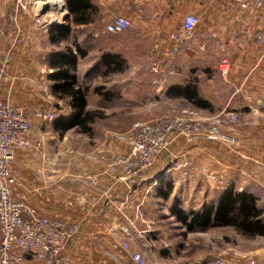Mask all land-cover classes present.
<instances>
[{
	"label": "crops",
	"instance_id": "1",
	"mask_svg": "<svg viewBox=\"0 0 264 264\" xmlns=\"http://www.w3.org/2000/svg\"><path fill=\"white\" fill-rule=\"evenodd\" d=\"M243 1L245 9L233 0H87L89 7L85 3L81 10L87 23L73 25L61 0L57 12L61 22L43 33L26 15L13 24L14 0H0V99L23 108L31 120L29 148L17 151L11 165L25 182L24 188L14 190L13 198L34 207L40 216L79 223V237L72 243L67 264H133V252L147 264H163L154 234L139 248L132 242L137 228H157L147 219L150 210L138 188L154 178L161 182L177 178L165 156L141 174L138 186L107 176L90 184L88 177L105 169V159L122 153L125 146L117 132L107 130L97 131V138L85 144L83 139H68L74 132L85 136L76 127L65 128L76 111L71 96L63 91L69 84L71 89L82 86L83 76L76 75L83 69L126 62L134 69H150L155 56L166 96L171 86L195 80L198 95L211 105V110L195 112L204 124L215 123L228 141L200 138L177 145L182 150L193 147V172L183 174L176 195L182 194L188 176L204 205L215 207L219 198L233 191L259 202L264 199V0L262 8H255L252 0ZM189 14L199 20L194 36L171 55L169 37ZM115 17L127 18L131 26L117 34L106 33V23ZM223 57L229 62L226 79L217 72ZM177 58L181 62L176 64ZM91 92L89 88L85 101ZM223 110L237 113L236 124L220 125ZM41 113L54 117L44 121ZM259 237L262 246L248 252L256 264H264V237ZM126 241L128 252L121 250ZM199 261L215 264L212 257Z\"/></svg>",
	"mask_w": 264,
	"mask_h": 264
},
{
	"label": "built area",
	"instance_id": "2",
	"mask_svg": "<svg viewBox=\"0 0 264 264\" xmlns=\"http://www.w3.org/2000/svg\"><path fill=\"white\" fill-rule=\"evenodd\" d=\"M233 1L242 9L247 7L243 0ZM252 1L255 8L263 7L261 0ZM61 7V4L48 0H14L11 21L16 25L19 16L26 15L32 19L34 27L47 33L61 22L57 17ZM198 23L195 15L185 16L180 29L169 37L171 55H176L179 47L193 38ZM130 26L127 18L115 17L106 23L104 31L117 34ZM200 49H204V45ZM153 58L150 71L158 74L161 68L156 57ZM217 72L222 79L228 77L227 58L219 60ZM221 116V126L223 122L232 126L238 119L232 110H223ZM39 117L51 121L54 116L41 113ZM30 133L31 120L25 110L0 99V264H63V254L72 250V243L79 237V223L66 224L57 218L40 216L34 207L13 198L14 190L24 188L25 182L14 173L11 165L17 151L29 148ZM117 137L125 146L123 152L107 157L105 169L88 177L90 184L96 185L100 176H107L114 181L138 186L141 174L153 169L165 156L170 157L171 147L179 138L228 141L217 132L215 123L206 125L196 116L193 119L182 116L150 120L133 125L124 135ZM38 148L39 144L35 146ZM127 248V243H123L121 249L126 251ZM234 256V251L228 249L215 258L214 263L233 264ZM237 257V264H255L245 254H237ZM130 260L133 264H147L138 252L131 253Z\"/></svg>",
	"mask_w": 264,
	"mask_h": 264
},
{
	"label": "rangeland",
	"instance_id": "3",
	"mask_svg": "<svg viewBox=\"0 0 264 264\" xmlns=\"http://www.w3.org/2000/svg\"><path fill=\"white\" fill-rule=\"evenodd\" d=\"M175 62L177 64V62H181V59L177 58ZM128 64L129 62L122 65L114 63L106 69H83L78 72L76 77L83 76V81H81L83 87L88 86L91 91L96 86L104 89L102 95H95L91 92L87 97L88 102L85 101L88 105L86 109L97 112L99 115L91 125V134L83 136L84 139L82 136H76L73 131L75 135L68 136V139L74 141H82L83 139L85 144L88 140L89 142L94 141L97 138V131L100 130L124 135L133 125L162 117L188 116L193 119L196 116L201 118L195 112L196 108L187 101L180 97L166 96L163 74L160 72L154 74L147 68L134 69L129 67ZM77 130L76 127L75 131ZM195 140H197L196 137L179 138L171 147L170 166L168 168H173L171 172L173 171L177 178L179 176L180 181L177 178L175 180L174 176L167 177L165 182L154 178L139 186L138 193L140 194V190L143 194L140 199L144 200V206H147L150 210L149 213H146L148 215L147 219L153 220L154 224H157V228H137L136 232L131 229L136 236L135 239H132V242L134 246L136 245L139 248L142 246V240H148L154 234L153 239L156 240L155 250H160L161 254H164L163 264H201L200 258L209 257L214 258L215 262V258L228 249L234 251L233 264H237V260H239L237 254L247 255L256 264L255 257L248 251L262 246L263 240L259 236L245 237L238 234L233 227L209 224L205 228H200L195 224L191 225L193 224L192 219L189 217L191 212H201L206 206L205 209H211L212 218V214L222 197L215 202V207L204 205V198H201L202 203H200V198L194 194L192 177L188 176L182 194L180 196L176 195L179 186L182 184L183 174L188 175V172H193V147L182 150V146L180 148V145H177L179 143L181 145L192 144ZM160 189L162 190L161 194L158 191ZM233 194L238 193L233 191ZM254 199L256 207L262 212L261 218L264 222V199L261 202L257 198ZM179 211L185 214V220L176 215ZM129 240L131 241V239ZM128 241L124 243L128 245ZM148 242L143 243L148 244ZM118 246L116 244V249H118ZM128 250L129 246L125 252H128ZM70 253L71 251L63 254V264H67Z\"/></svg>",
	"mask_w": 264,
	"mask_h": 264
},
{
	"label": "trees",
	"instance_id": "4",
	"mask_svg": "<svg viewBox=\"0 0 264 264\" xmlns=\"http://www.w3.org/2000/svg\"><path fill=\"white\" fill-rule=\"evenodd\" d=\"M87 0H65L66 8L71 15V24L81 25L87 23L81 15L82 6ZM89 7V4L86 3ZM61 76H66V71H60ZM195 80L191 79L183 84L171 86L167 90L169 97H180L187 101L196 109L211 110V105L197 93ZM71 85L63 87V91L71 96V102L75 109L73 117L65 122V128L77 127L79 133L90 135L92 123L99 117L97 112L85 109V97L89 91L88 86L71 89ZM104 88L94 87L95 94H102ZM261 210L256 207V201L251 196L241 194L226 193L220 200L211 218V209H204L201 212H191L189 217L192 219L191 225H197L205 228L209 224L215 226L233 227L238 234L245 237L263 236L264 222L261 218ZM176 215L185 220L183 212H177Z\"/></svg>",
	"mask_w": 264,
	"mask_h": 264
},
{
	"label": "bare ground",
	"instance_id": "5",
	"mask_svg": "<svg viewBox=\"0 0 264 264\" xmlns=\"http://www.w3.org/2000/svg\"><path fill=\"white\" fill-rule=\"evenodd\" d=\"M48 2H52V3H56V4H61L62 5L61 0H48Z\"/></svg>",
	"mask_w": 264,
	"mask_h": 264
}]
</instances>
